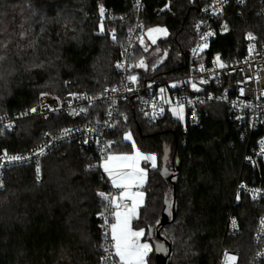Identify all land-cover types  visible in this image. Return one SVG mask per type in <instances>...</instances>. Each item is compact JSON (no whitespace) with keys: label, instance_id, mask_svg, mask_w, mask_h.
<instances>
[{"label":"trees","instance_id":"1","mask_svg":"<svg viewBox=\"0 0 264 264\" xmlns=\"http://www.w3.org/2000/svg\"><path fill=\"white\" fill-rule=\"evenodd\" d=\"M133 1L0 0V12L21 6L27 16L25 34L20 38L14 31L10 45L0 43V111L25 109L42 93L84 90L94 94L117 82L116 63L136 12ZM203 4L204 0H170L166 8L163 0H142L141 30L164 25L168 36L157 41L158 50L167 52L150 72L135 66L136 43L131 62L141 79L186 72L192 25ZM255 10V0H247L239 8L231 1L224 14L229 32L211 44L210 52L229 61L240 57L245 34L264 31ZM99 23L103 32L98 30ZM112 32L116 33L114 40L110 39ZM154 58L148 56L149 65ZM203 108L206 113L200 126L191 127L169 114L148 123L135 101L122 102L109 134L113 140L109 152L130 151V144L122 140V134L130 131L141 151L160 155L159 169L147 171L144 203L132 225L144 228L145 240H149V230L157 228L164 201L172 202L174 197L175 216L160 229L170 244L167 264H215L221 245L237 250L238 264H247L257 217L264 214V199L254 203L241 195L231 207L238 176L253 170L241 166L243 144L225 107L212 102ZM72 123L63 114L22 120L2 145L11 152L23 151L34 146L45 129L54 131ZM165 149L170 180L160 173ZM95 161L71 142L56 146L43 158L40 181L30 166L5 172L0 189V264L99 263L97 214L103 202L98 192L108 185ZM230 209L238 231L224 235ZM147 262L155 264L153 247Z\"/></svg>","mask_w":264,"mask_h":264},{"label":"built area","instance_id":"2","mask_svg":"<svg viewBox=\"0 0 264 264\" xmlns=\"http://www.w3.org/2000/svg\"><path fill=\"white\" fill-rule=\"evenodd\" d=\"M163 1L165 4L170 2V0ZM231 1L238 8L247 2V0H243L242 3L238 0H226L221 4L218 0H204V4L200 6L198 17L192 25L193 40L187 50L184 74L141 79L131 62L134 47L141 36L142 0H138L139 6L137 0H134L136 11L134 21L126 32L124 45L116 63L119 74L117 82L103 86L94 94L84 90H69L61 95L43 94L25 109L11 112L0 111V165H2L0 183L4 185L5 172L17 166L32 167L37 180L40 181L43 158L63 143L76 144L88 156L96 159L94 163L99 165L113 144L109 134L116 125L120 114L119 105L122 102L135 101L137 111L148 123H153L165 114H169L180 123H186L191 127L200 126L202 116L206 113L203 106L215 102L225 107L228 120L237 130L238 140L243 144L241 166L250 167L253 170L252 174L238 176L233 189L231 207L239 202L241 195L247 196L254 203L264 199V31L249 32L256 37L255 40H249L246 33L244 53L234 60L229 61L218 52H210L211 44L229 32L230 28L224 19V14ZM255 1V13L264 27V0ZM236 13L240 14V10L238 9ZM225 25H227V31L224 30ZM209 31L213 35L208 36L205 41L202 36ZM113 34L116 37V33L112 32L110 34L112 40H114ZM205 43L207 47L194 53V49H198V46ZM249 45H255L252 52H249ZM217 56L220 57L219 63H222L224 67L219 66L216 61ZM118 64L123 66L117 67ZM130 76H135L136 80H130ZM66 83H73V81L67 80ZM193 85L196 87L194 88ZM101 107H103L102 110ZM82 109L85 111H81ZM173 110L178 118L174 116ZM57 114H63L73 123L54 131L45 129L41 132L39 141L23 151L11 152L2 145L5 136L16 128L18 122L32 117L46 120ZM65 130H68L67 134ZM41 148L44 154L38 155ZM5 153L7 156L4 155ZM10 156H21L26 159L8 163L7 157ZM37 166L40 169L39 174L36 171ZM101 192L110 198L119 196L117 188L113 186H107L106 189L99 191ZM99 197L103 206L97 214L101 232L98 264H101L103 256H110L106 264H119V259L110 255L114 249L111 248L110 237L105 236V233L110 230L105 224V218L108 219L109 224L113 222L110 199L106 200L100 195ZM123 203L130 205L127 200ZM233 220L236 222L235 227L232 225ZM237 231V218L230 209L225 220L224 235L234 234ZM105 247L108 248L107 252L104 251ZM252 247L247 264H264V214L257 217ZM226 253L229 256H235L234 264H238V251L222 245L215 264H226Z\"/></svg>","mask_w":264,"mask_h":264},{"label":"snow or ice","instance_id":"3","mask_svg":"<svg viewBox=\"0 0 264 264\" xmlns=\"http://www.w3.org/2000/svg\"><path fill=\"white\" fill-rule=\"evenodd\" d=\"M226 0H218V3H225ZM238 2L242 3L243 0H238ZM137 4L139 6L138 0ZM167 8L168 5L166 4ZM163 10V9H162ZM219 11V10H217ZM100 15L103 16L105 13V9L103 6L99 8ZM199 27V25H197ZM224 30L227 31V25L224 26ZM101 32H103V26L101 25ZM149 35L152 33H163L167 34V30L164 28H153L148 30ZM213 35L211 31H209L206 35L202 36V39L207 40L208 36ZM247 38L249 40H255L256 37L252 33H248ZM113 39H115V35L113 34ZM152 42L155 43V38L152 39ZM143 43V40H141ZM207 47V43L198 46V49H194V53L197 51H202L203 48ZM255 45H249V52L254 50ZM145 50H147L145 48ZM2 59V57H0ZM216 61L218 62L220 67H224L222 63H219L220 57H216ZM123 65L118 64L117 67H122ZM140 67H143V61L139 64ZM201 70H203V66H201ZM130 80L135 81V76H130ZM195 88L196 86L193 85ZM115 91V89H113ZM163 91V89L161 90ZM243 91V90H241ZM35 111V109H32ZM81 111H85L82 109ZM175 112V110H173ZM182 111V108H181ZM68 130H65V134H67ZM125 140H131V134H126L124 136ZM133 147L135 144L133 142ZM44 150L41 148L39 150L38 155H43ZM7 156V153L4 154ZM26 159L21 156H10L7 157L8 163L14 161H20ZM152 161V167L155 168V160L156 157L145 156L140 153L139 149L136 150L134 155H108L105 159L103 168L106 173H108L111 178V182L114 187L118 189H122L119 196L109 197L105 193L101 192L99 195L108 200L110 199V205L112 208L111 215L114 219V222L109 224L107 218H105V224L109 226V231L105 233L106 238L110 237L111 248L114 249L113 253L110 255H114L119 259V264H145V257L147 256L149 250H151V246L148 243H141L140 238L145 235L143 229L134 230L132 227V220L134 218H138V207L143 203L144 193L140 191H133V188L139 189L143 186L146 178V170L140 168L139 161ZM2 167V165H0ZM37 174H39L40 169L37 166ZM2 183H0V187H2ZM243 187V186H241ZM239 198V197H238ZM125 200L131 201V205L123 203ZM122 209V210H121ZM103 217V213H101ZM235 220L232 221L233 227H235ZM104 251L107 252L108 248L105 247ZM157 251H164L163 246H157ZM110 256H103L101 258V264H106L109 261ZM236 257L229 256L227 253L225 254L226 264H234Z\"/></svg>","mask_w":264,"mask_h":264},{"label":"rangeland","instance_id":"4","mask_svg":"<svg viewBox=\"0 0 264 264\" xmlns=\"http://www.w3.org/2000/svg\"><path fill=\"white\" fill-rule=\"evenodd\" d=\"M26 20H27L26 12L21 6H16L13 9L7 11L6 13L0 12V43L4 46L10 45L11 40L14 38V31H18V34L21 38L25 34L24 33L25 32L24 23L26 22ZM101 25H102L101 23L98 24V30H101ZM157 27L164 28L167 30V27L164 25H151L141 30V36L138 39V44H137L136 53H135V61H136L135 66L141 69L142 71L150 72V70H154L166 56V52H167L166 50H163V51L158 50L157 41L165 39L168 36V30H167L166 35L163 33H152L150 36L148 33L149 29H153ZM153 38H155V41H156L155 43L152 42ZM141 40H143V43H141ZM145 48L149 50L148 53H145L147 51L145 50ZM149 55L150 56L155 55V58L151 65H149V63L147 62V58ZM141 61H143V64H144L143 67L139 66ZM43 94H52V93H42L41 95ZM174 116L178 118V115L176 112L174 113ZM128 132L130 131H126L124 133H128ZM124 133L122 134V136L124 135ZM131 136L133 138V134H131ZM149 153H152V155L156 157V160H155L156 167L155 168L152 167L150 169L158 170L160 167V161H159L160 155H158L156 152H149ZM98 195H99V192H98ZM141 229H143L145 232V235L142 238L143 240H145V238L147 237V232L144 228H141Z\"/></svg>","mask_w":264,"mask_h":264},{"label":"water","instance_id":"5","mask_svg":"<svg viewBox=\"0 0 264 264\" xmlns=\"http://www.w3.org/2000/svg\"><path fill=\"white\" fill-rule=\"evenodd\" d=\"M167 158V149H165L164 154L162 156V169H161V175L167 179L170 180L172 177V173L169 172L165 168ZM174 192V187H173ZM175 205H174V197L172 202L169 200H165L159 221L157 223V228L153 232L152 229L149 230V242L151 243L153 250H154V260L155 264H167L168 256L170 255V244L169 242L160 234V229L170 221V219H173L175 216ZM163 246L164 251H157V246Z\"/></svg>","mask_w":264,"mask_h":264},{"label":"crops","instance_id":"6","mask_svg":"<svg viewBox=\"0 0 264 264\" xmlns=\"http://www.w3.org/2000/svg\"><path fill=\"white\" fill-rule=\"evenodd\" d=\"M126 134H131V133H130V132H128V133H124V135L122 136V139H123V141H125V142H127V143L130 144V146H131V150L128 151V152H123V151H120V152H119V151H111V152H109V153H108V154H107V155H106V156H105V157L99 162V168H100V170H101V172H102V174H103V176H104V179L106 180V183H107L108 186H113V184H112V182H111V178L109 177L108 173H106V172L104 171V168H103V165H104V162H105L106 157H107L108 155H134L135 152H136V150L139 149V148L137 147V145L135 144V141L133 140L132 136H131V140H125V139H124V136H125ZM133 142H134V144H135V147H133ZM139 151H140L141 154H143V155H145V156H152V153H149V152H143V151H141L140 149H139ZM148 164H149V166H148ZM139 166H140V168H143V169L146 170V178H145V182H144L143 186H142L141 188H139V189L133 188V191H140V192H143V193H144V188H145L146 180H147V171H148V169L152 168V161H150V160H149V161L140 160V161H139ZM113 187H114V186H113ZM115 188H116V187H115ZM117 190H118L119 194H120V192L122 191V189H118V188H117ZM144 199H145V193H144L143 203H144ZM127 201H128V200H127ZM129 202H130V205H131V201H129ZM143 203L138 207L137 212H139V209H140V207L143 205ZM121 210H122V209H121ZM134 219H135V218H134ZM134 219H133V220H134ZM133 220H132V222H133ZM113 222H114V219H113ZM132 227H133V225H132ZM133 229H134V230H140V229H135L134 227H133ZM142 238H143V237L140 238L141 243H148V244L151 246V250H152V245L150 244V242H149L148 240H143ZM151 250H149L147 256L145 257V264H148V262H147V257H148V255H149V253L151 252Z\"/></svg>","mask_w":264,"mask_h":264}]
</instances>
